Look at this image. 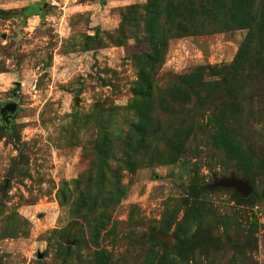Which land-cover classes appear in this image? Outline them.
I'll return each mask as SVG.
<instances>
[{
    "label": "rangeland",
    "instance_id": "rangeland-1",
    "mask_svg": "<svg viewBox=\"0 0 264 264\" xmlns=\"http://www.w3.org/2000/svg\"><path fill=\"white\" fill-rule=\"evenodd\" d=\"M8 102L0 264H264V0H0Z\"/></svg>",
    "mask_w": 264,
    "mask_h": 264
},
{
    "label": "water",
    "instance_id": "water-1",
    "mask_svg": "<svg viewBox=\"0 0 264 264\" xmlns=\"http://www.w3.org/2000/svg\"><path fill=\"white\" fill-rule=\"evenodd\" d=\"M202 51L204 56L209 55V50L205 46H198ZM17 111V104L15 102H8L4 104L1 108V116L4 118L5 123H8L11 118L15 115ZM216 188H225V189H234L236 193L240 194L242 197L247 198L253 191L250 183L242 179H238L234 176L230 178H222L220 180H214V183L211 186V189ZM157 239L166 243L170 248H173L177 240L172 236H157Z\"/></svg>",
    "mask_w": 264,
    "mask_h": 264
},
{
    "label": "trees",
    "instance_id": "trees-1",
    "mask_svg": "<svg viewBox=\"0 0 264 264\" xmlns=\"http://www.w3.org/2000/svg\"><path fill=\"white\" fill-rule=\"evenodd\" d=\"M224 114V113H223ZM225 119H228V118H231V117H229V116H226V115H224L223 116ZM220 126H222V124L220 125ZM224 134V133H223ZM223 134H221V133H215V134H213L212 135V138H216V139H218L220 136H222ZM237 178V177H236ZM239 179V178H238ZM242 180H244V179H242ZM244 181H247V180H244ZM249 182V181H248ZM250 183V182H249ZM250 186L252 187V185L250 184ZM210 189H211V187H210ZM216 189H218V188H216ZM225 189V188H224ZM252 189H253V187H252ZM213 190V189H212ZM234 190V189H233ZM241 196V195H240ZM255 197V193H254V189H253V191H252V193L247 197V198H244V197H242L241 196V198L243 199V200H251V199H253ZM159 240V239H158ZM162 242V241H161ZM164 243V242H163ZM178 243V242H177ZM176 243V247H178V246H180L181 245V243L179 242L178 244ZM164 244H166V243H164ZM167 245V244H166ZM174 246V247H175ZM173 247V248H174Z\"/></svg>",
    "mask_w": 264,
    "mask_h": 264
}]
</instances>
